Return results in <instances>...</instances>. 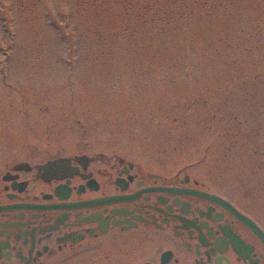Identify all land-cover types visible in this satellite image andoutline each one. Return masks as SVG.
Listing matches in <instances>:
<instances>
[{
    "label": "rangeland",
    "instance_id": "obj_1",
    "mask_svg": "<svg viewBox=\"0 0 264 264\" xmlns=\"http://www.w3.org/2000/svg\"><path fill=\"white\" fill-rule=\"evenodd\" d=\"M0 144L245 175L264 161V0H0Z\"/></svg>",
    "mask_w": 264,
    "mask_h": 264
},
{
    "label": "flooded vegetation",
    "instance_id": "obj_2",
    "mask_svg": "<svg viewBox=\"0 0 264 264\" xmlns=\"http://www.w3.org/2000/svg\"><path fill=\"white\" fill-rule=\"evenodd\" d=\"M55 150L0 144V264H264L263 160L203 177Z\"/></svg>",
    "mask_w": 264,
    "mask_h": 264
},
{
    "label": "water",
    "instance_id": "obj_3",
    "mask_svg": "<svg viewBox=\"0 0 264 264\" xmlns=\"http://www.w3.org/2000/svg\"><path fill=\"white\" fill-rule=\"evenodd\" d=\"M54 163H56V162H50L47 166H51V165H53Z\"/></svg>",
    "mask_w": 264,
    "mask_h": 264
}]
</instances>
